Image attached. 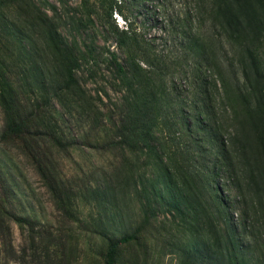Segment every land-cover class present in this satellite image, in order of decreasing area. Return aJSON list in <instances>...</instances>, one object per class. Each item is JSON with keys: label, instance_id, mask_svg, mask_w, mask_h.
<instances>
[{"label": "rangeland", "instance_id": "374dc122", "mask_svg": "<svg viewBox=\"0 0 264 264\" xmlns=\"http://www.w3.org/2000/svg\"><path fill=\"white\" fill-rule=\"evenodd\" d=\"M120 3L131 29L162 58L183 63L178 24L187 18L183 31L191 38L248 42L264 72V0ZM115 26L124 29V21L110 18L99 0H0V264H225L224 244L244 264H264V84L254 86L250 76L246 86L253 84L255 95L247 100L261 105L248 109L235 90L230 97L217 91L220 79L230 84L226 74L204 71L211 130L202 134L195 122L191 133L174 127L179 111H191L180 101L194 92L177 80L178 102L169 113L175 132L166 151L179 146L175 157L195 174L196 197L189 180L173 177L164 184L163 168L175 175L174 163L146 158L141 146H119L121 120L137 115L126 99L138 104L143 96L142 85L123 82L115 68L113 59L122 65L125 59ZM224 50L231 60L228 44ZM128 84L135 97L126 93ZM11 93L20 106L15 121V111L1 100ZM16 121H27L29 135L8 131ZM215 129L231 143L236 178H214L208 170ZM154 134L166 142L161 131ZM38 153L45 154L47 179L37 169ZM225 196L226 215L218 204ZM122 238L127 242L111 253L110 245Z\"/></svg>", "mask_w": 264, "mask_h": 264}, {"label": "trees", "instance_id": "16d2710c", "mask_svg": "<svg viewBox=\"0 0 264 264\" xmlns=\"http://www.w3.org/2000/svg\"><path fill=\"white\" fill-rule=\"evenodd\" d=\"M105 7L108 16L111 18L113 14H117L124 21V29H118L114 27V38L119 49L125 54L124 65L118 64L115 59H113L115 68L121 74L123 82L130 80L131 78L138 81V84L142 85V96L141 103L136 104L135 102L129 101L130 105L133 106L131 110L133 113L136 112L137 115L141 112L140 116H135L133 119L121 120V128L124 130L123 134L119 138V146L126 147L127 149L133 150L135 147H142L145 149V156L147 158L151 155L156 157L157 163L161 164L165 161L168 164L174 163L175 175L167 171L168 166L163 168L162 178L166 181L164 184L171 183L173 177H181L189 180L192 192L196 197H199V193L194 186L192 181L195 178L194 173H190L188 170L181 165L184 159L176 158L175 155L179 154L181 150L178 149L179 146L175 144V153L166 151L167 144H170L172 139H170V132H175L170 126V109L176 105L177 97L176 93V83L177 80L183 83H188L194 92L192 96L180 101V104L186 102L191 107V111H187L188 114L179 111L180 120L174 127H179L181 131L188 132L202 131L207 132L211 130L210 126V113L209 108L205 106L209 93L205 86V79L201 78L204 71H209L211 68L216 69L222 75L228 76L226 81L220 79L219 87L217 91H220L221 95L224 97L231 96V89L235 90L238 99L246 102L248 109H257L261 103L257 100L258 105L253 107L249 104L247 97H251L255 89L250 88L247 84H250V76H253L254 86H263L264 84V72H261L258 68L259 62L255 59H251L249 55L248 42L243 40H236L230 37V40L223 41L221 39L205 38L194 39L186 35L183 31L188 19L185 18L178 24V29L180 30L181 38L180 45L182 51V62L178 65L176 56L169 55L168 57L162 58L160 55H156L150 49V43L145 42L141 37L140 33L131 29V25L128 23L126 17L122 12V3L120 0H99ZM223 30H226L225 26H222ZM228 44L229 51L231 53V60L226 59L227 52L224 50L225 45ZM225 51V52H224ZM249 58V62L248 59ZM129 66H133V71L127 69ZM182 68V69H180ZM180 71H179V70ZM183 70V71H182ZM249 70H252L250 74ZM175 74H180L178 79L174 77ZM239 76V77H238ZM242 80V82H241ZM242 83V84H241ZM214 88L217 87V83L214 81ZM231 86V88H229ZM253 89V91H252ZM250 90V92L248 91ZM132 94L135 97V91L132 89V85L128 84L126 87V93ZM246 92H249L247 94ZM8 97H3L2 105L8 107L6 110L12 108L16 114H14V121L20 117H17L20 111V106L18 105V99L15 94L11 93ZM15 96V97H14ZM231 99V98H230ZM16 104V105H14ZM14 107V108H13ZM178 108V107H177ZM17 109V111H16ZM33 115V114H32ZM184 115V116H182ZM20 116V115H19ZM31 116V113H30ZM234 116V115H233ZM176 118V117H174ZM173 118V119H174ZM233 118V117H232ZM33 119H39L35 114ZM27 120V119H26ZM30 121V118L29 120ZM25 121V122H27ZM236 121L237 126L239 121ZM25 122L16 121L8 127V131L16 136L29 135L28 130L24 129ZM189 123L186 125V123ZM197 124V128L194 130L193 124ZM241 126V125H240ZM161 127V130L158 128ZM155 130L161 131L163 136H165L166 142H161L158 138L154 137ZM224 133L220 130H213L210 141L213 142V154H212V164L208 167V170L212 173L211 176L214 178L221 177L222 175L232 174L233 178L237 177L234 158L231 155V143L228 139H224ZM231 139V137H228ZM228 140V141H227ZM172 145V144H171ZM173 146V145H172ZM137 150V148H135ZM135 151V150H133ZM133 151H130L133 153ZM139 150V154H140ZM142 153V152H141ZM40 156V157H39ZM37 169L42 178H48V171L45 167L46 158L45 154H37ZM178 160V162L175 159ZM165 170V171H164ZM211 182V181H210ZM213 191H219V187L215 184L211 185L210 189ZM65 191H60V200L67 202L66 208L71 206L68 198L63 195ZM229 196L223 197L219 203L221 210L225 212L228 211L227 208V198ZM62 204L64 202L61 201ZM206 212H208L211 217L212 208L208 203H204ZM69 220H73V216L68 212H64ZM68 213V214H67ZM76 221V219H75ZM127 242L126 239H120L110 245V252L114 253L118 247ZM225 246V254L222 255L221 263L225 264H244L243 260L233 254L232 251ZM108 258H112L110 253H107ZM223 257V258H222ZM225 258V259H224Z\"/></svg>", "mask_w": 264, "mask_h": 264}]
</instances>
